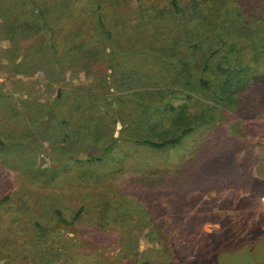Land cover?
Returning <instances> with one entry per match:
<instances>
[{
	"label": "rangeland",
	"instance_id": "1",
	"mask_svg": "<svg viewBox=\"0 0 264 264\" xmlns=\"http://www.w3.org/2000/svg\"><path fill=\"white\" fill-rule=\"evenodd\" d=\"M170 1L102 0L112 36H100L99 56L86 42L83 51L72 47L92 33L95 0H26L17 7L0 0V23L16 11L17 22L24 23L16 30L27 20L35 24L31 11L37 3L49 7L55 28L36 34L42 53L30 69L23 67L40 70L31 80L9 83L3 74L8 68L0 66V222L19 214L24 219L17 228L21 242L0 236V264H264V83L246 94L244 105L224 104L218 66L225 46L217 30L202 29L197 19L190 32L184 13L194 1L179 0L182 17ZM228 2V44L245 41L240 34L248 27L264 43V23L250 16L263 10L264 0ZM82 22L86 31L78 39ZM28 33L19 35L23 50L34 43ZM54 39L60 54L51 59ZM1 45L0 39V52ZM249 67L254 73L256 64ZM172 106L195 121L202 114L207 122L192 123L193 131L176 146L138 144L171 135ZM227 131H235L239 144L229 163L220 162L225 182L237 185L190 193L146 190L141 176L188 164ZM218 159L209 163L214 170ZM242 171L244 183L236 178ZM80 205V222L64 228L60 219L74 221ZM36 220L51 228L48 246L38 237Z\"/></svg>",
	"mask_w": 264,
	"mask_h": 264
},
{
	"label": "trees",
	"instance_id": "2",
	"mask_svg": "<svg viewBox=\"0 0 264 264\" xmlns=\"http://www.w3.org/2000/svg\"><path fill=\"white\" fill-rule=\"evenodd\" d=\"M194 5L191 8L192 11L188 13L182 12V9L180 7L179 0H171L172 8L174 9L175 14L183 16V13L185 14V17L187 18V25L189 28L187 30H190V24L196 25V20H200V27L202 29L209 28L210 31L217 30L216 37L220 43L225 46L223 48V54H222V62L219 63L218 69L221 75L224 76V83L222 84L221 88L222 94L224 95L223 101L224 104H231L235 105L237 104L240 106L241 104L244 105L245 96L248 92H253L256 90V88H260L264 83V43L259 45V41L252 37L253 31L248 27L245 31L241 32V36L245 39V41L240 40L239 42L229 43L227 42L226 36L231 34L232 28L231 23H229V13L230 12V6L232 5V2H228L229 0H193ZM213 5H212V3ZM224 2V7L223 6ZM86 3H90L89 0H86ZM209 3V5H208ZM242 3L246 5L245 0H242ZM211 4V5H210ZM17 2L13 4V6L17 7ZM240 5V3H239ZM255 5V7H254ZM252 8H257L258 2L254 4ZM219 7V8H217ZM35 8V7H34ZM33 8V9H34ZM259 9V8H258ZM36 10V8L34 9ZM238 11H240V8H237ZM92 13L95 15V17L92 20L93 27L91 28L92 33L86 34L88 31H86L85 24L86 22H82L83 24H80L76 28V33L78 39H80V35H83V32L86 31L85 37L86 39L79 41L75 40V42L72 44V47L76 50H84V48L81 46L85 42V46H91L89 47V52H92L93 50H96L99 52L100 56V50H101V41L100 36L101 35H108V37H111V33L107 30V25L104 20L103 13V6H102V0H95V5L91 9ZM32 14L34 11H31ZM50 12L49 7L45 8H39L37 9V12L35 13V20H39L40 18V26L39 22L37 23L35 21V24L31 26V32L35 29L36 32H42L46 29L50 33L54 32V26L51 25V18L48 17V13ZM242 13V11H240ZM238 13V14H240ZM17 14L16 12L14 13ZM40 15V17L38 16ZM234 16V15H232ZM252 19L255 22H262L264 23V7L263 10H259L258 12H254V14H250ZM38 17V18H37ZM60 17H64V10L61 11ZM37 18V19H36ZM251 20V21H253ZM57 21H59L57 19ZM24 23L20 24L19 28L23 26ZM84 25V27H83ZM64 28L66 26H63ZM218 27V29H217ZM44 29V30H43ZM263 33H264V27H263ZM198 36L201 34V31H197ZM189 34V31L187 32ZM192 35H195L194 32H192ZM52 36V34H51ZM55 38V37H54ZM193 37L192 39H194ZM263 41H264V35H263ZM90 43V44H89ZM53 49L56 52V55L58 56L60 52L58 50L60 49V45L57 43V41L54 39L52 41ZM247 52H243V50H247ZM95 52V53H97ZM243 52V53H242ZM236 54L233 57L231 54ZM252 58L248 60V62H253L256 64L255 72L251 73V68L249 67V63H244L242 59L243 57H249ZM232 59H237L235 61V66L232 67L228 65L227 67H224V63H230ZM96 61H99V57ZM206 69V68H205ZM200 84L205 87L206 89L210 88V83L202 78L200 80ZM263 99H264V90L262 93ZM169 111L175 115L174 121L172 122V129L169 130L170 134H167V137L162 138L160 141H155L152 139H139L136 140L138 144L156 149V150H162L169 146H176L179 145L185 136H187L189 133L193 131L195 126H197L199 123H206L207 120H205V116L202 114L198 117L195 121L194 118H189L186 116L184 109L180 108L176 109L175 107H170ZM241 108L238 107L236 112L238 115H240ZM194 119V120H192ZM237 124L241 127V130L243 126V120L237 119ZM194 123L195 126H191V124ZM153 131H157L156 127L157 125L152 126ZM253 131V130H252ZM227 134L223 135V138L217 142L216 144L202 147L201 149L197 150V154L195 157L189 161V163L184 164V166H181L180 168L176 170H160L158 173H154L151 177H143L141 176L142 183H145L146 190L148 192H154L159 191L162 188H167L170 190H173L174 192L178 193H190L194 192L195 190H207L213 187H227V186H235L237 183H234L232 181L225 182L226 181V173L224 174V171L222 169L224 168L221 166L220 161L230 162L234 152L235 148L238 146V138L236 137L235 131H227ZM165 133V131H164ZM166 134V133H165ZM111 147V146H110ZM110 147L107 149L109 150ZM219 158L217 161V169L214 170L209 163L214 158ZM95 159H100V157H96ZM240 171V170H239ZM244 172H240V174L236 175L237 181L245 180ZM230 183V184H229ZM244 183V182H243ZM85 207L83 205H80L78 211L75 213L74 222L82 219ZM62 209L60 207H57L54 212L58 215H60L62 212ZM3 216V215H1ZM3 220L4 217H1ZM77 222V223H78ZM34 224L38 228L39 231V239H41V243L43 245H47L51 242V236L48 233V229L50 230V227L43 226L39 221H34ZM24 225V219L23 215L19 214L16 218V220L6 221V222H0V231L3 233H0L1 237L5 238H13V241L18 240L21 242L20 239V233L18 231V227H22ZM13 227L11 231H6L7 227ZM20 239V240H19ZM27 243V242H26ZM23 248V247H22ZM34 249L33 246L30 248ZM33 251V250H32ZM33 253V252H32ZM24 256V253L22 254V257ZM0 258H3L2 256Z\"/></svg>",
	"mask_w": 264,
	"mask_h": 264
},
{
	"label": "crops",
	"instance_id": "3",
	"mask_svg": "<svg viewBox=\"0 0 264 264\" xmlns=\"http://www.w3.org/2000/svg\"><path fill=\"white\" fill-rule=\"evenodd\" d=\"M25 1L26 0H4V2H6V5H12L17 2L18 6L24 5L25 6ZM44 4H48L46 2H44L42 5ZM37 5L39 8H45L46 6H39L37 3L33 4V8L34 6ZM50 5H55V4H51ZM37 7V9H38ZM32 8V9H33ZM35 9V8H34ZM33 13V18H35V13L37 12V9L34 10ZM9 10V9H8ZM16 12V11H15ZM31 14V13H30ZM32 15V14H31ZM40 17V15H38ZM6 17L7 19L5 20V23H0V29L2 28V34L0 35V39H1V52H0V66H4L5 68H8L7 70H3V74L7 75V77L9 78L8 82H12L14 83V81H25L28 82L29 79L31 80V78L35 75L38 74V72L40 70H37L34 68L32 71L31 70H25L23 67L25 68H29L30 66H34L37 61L39 60V56L42 53L41 48H40V37L38 38V41L36 43V34L38 32L32 31L31 32V26L34 25V22H28L29 20H27L25 22L24 25V29L18 31L16 30V28H18L20 26L21 23H18V18L12 16L11 14H9V12H7L6 15L3 16V18ZM38 18V17H37ZM36 18V19H37ZM41 19V18H40ZM40 19L39 20H35L37 23L39 22V26H40ZM16 31V32H15ZM26 31H30V33H28L29 37L33 36L34 38V43H32V45H28L25 46V50H23L22 46H18L19 41L21 40V33L26 32ZM20 35V36H19ZM25 35V33L23 34ZM51 43V42H50ZM6 44V45H5ZM27 47V48H26ZM26 52L24 55H22V52ZM52 56L49 57L51 59H56L58 58L56 55L55 50H52ZM47 58V59H49ZM31 61V62H30ZM35 71V72H34ZM2 80V79H1ZM32 82V81H31ZM2 86V84H0Z\"/></svg>",
	"mask_w": 264,
	"mask_h": 264
},
{
	"label": "water",
	"instance_id": "4",
	"mask_svg": "<svg viewBox=\"0 0 264 264\" xmlns=\"http://www.w3.org/2000/svg\"><path fill=\"white\" fill-rule=\"evenodd\" d=\"M60 224H62L64 228H70V229L74 228V221H70L65 218L60 219Z\"/></svg>",
	"mask_w": 264,
	"mask_h": 264
}]
</instances>
